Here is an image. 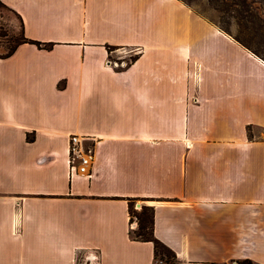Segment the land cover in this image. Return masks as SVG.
<instances>
[{"label": "crops", "instance_id": "0c3cea01", "mask_svg": "<svg viewBox=\"0 0 264 264\" xmlns=\"http://www.w3.org/2000/svg\"><path fill=\"white\" fill-rule=\"evenodd\" d=\"M0 1L53 44L0 57V264H155L138 199L179 264H264V59L182 0Z\"/></svg>", "mask_w": 264, "mask_h": 264}, {"label": "rangeland", "instance_id": "374dc122", "mask_svg": "<svg viewBox=\"0 0 264 264\" xmlns=\"http://www.w3.org/2000/svg\"><path fill=\"white\" fill-rule=\"evenodd\" d=\"M187 6L193 9L197 16L217 25L226 34L237 38L239 41L249 45L255 52L264 55V0H182ZM4 13L11 14L5 9ZM16 19V17L11 14ZM3 32L5 36L0 35V55L8 51L9 47L19 40L22 35L20 28L14 32L7 28L2 22ZM6 28V29H5ZM16 33V34H15ZM127 49L112 51V58L119 60L120 56L127 53ZM128 60H130L128 58ZM146 204L145 199L134 201V209L140 211ZM147 205V204H146ZM136 222L135 230H138L137 217L133 218ZM164 257V256H163ZM166 260V257H164ZM157 264H179L178 260L172 259L168 262L161 259L157 260Z\"/></svg>", "mask_w": 264, "mask_h": 264}, {"label": "trees", "instance_id": "16d2710c", "mask_svg": "<svg viewBox=\"0 0 264 264\" xmlns=\"http://www.w3.org/2000/svg\"><path fill=\"white\" fill-rule=\"evenodd\" d=\"M3 5V3L0 1V7ZM5 32H3V29L0 28V35L5 36ZM22 37L19 40H16L14 44H12L11 47H9L8 51L5 52L4 54H1V58H6L8 56H11L17 49V47L22 44V43H29V44H35L39 48H45L46 50H49L53 47L52 43H43L40 41L28 39V37L25 36L23 31L20 33ZM237 39V38H235ZM244 47L248 48L252 52H254L255 55L259 56L260 58L264 59V55H260L259 53L255 52L252 48L249 47V45L239 41ZM34 139V135L30 134L28 136V140L32 141ZM134 201L135 200H130L129 202V213H130V221L131 223L133 222V218L137 217L138 220V230L133 229L131 231V238L133 240H141L145 242H152L154 244L155 248V253H154V258H155V264H157V260L161 259L162 263L163 261H166L169 263V261L172 259L177 260L176 253L169 248L168 246L164 245L159 239L155 237L154 233V218H155V211L154 207L150 205L144 204L142 209L140 211H136L134 209ZM166 257V260L164 257Z\"/></svg>", "mask_w": 264, "mask_h": 264}, {"label": "built area", "instance_id": "2783aa9c", "mask_svg": "<svg viewBox=\"0 0 264 264\" xmlns=\"http://www.w3.org/2000/svg\"><path fill=\"white\" fill-rule=\"evenodd\" d=\"M86 137L72 134L69 137V169L72 172L87 173V176L92 175V164L94 158V145L86 144ZM133 228H136L137 223H131ZM94 252H89L83 257V263L92 262L93 264H101L100 256Z\"/></svg>", "mask_w": 264, "mask_h": 264}]
</instances>
